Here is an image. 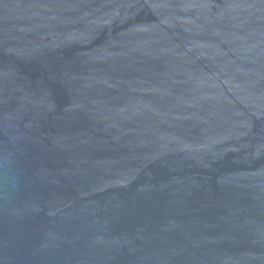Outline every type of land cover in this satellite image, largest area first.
Returning a JSON list of instances; mask_svg holds the SVG:
<instances>
[{
	"label": "water",
	"instance_id": "obj_1",
	"mask_svg": "<svg viewBox=\"0 0 264 264\" xmlns=\"http://www.w3.org/2000/svg\"><path fill=\"white\" fill-rule=\"evenodd\" d=\"M0 264H264V0H0Z\"/></svg>",
	"mask_w": 264,
	"mask_h": 264
}]
</instances>
